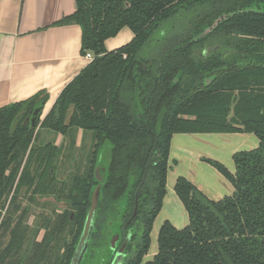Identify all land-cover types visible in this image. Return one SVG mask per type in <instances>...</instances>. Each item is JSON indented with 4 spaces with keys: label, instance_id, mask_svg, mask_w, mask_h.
<instances>
[{
    "label": "trees",
    "instance_id": "trees-1",
    "mask_svg": "<svg viewBox=\"0 0 264 264\" xmlns=\"http://www.w3.org/2000/svg\"><path fill=\"white\" fill-rule=\"evenodd\" d=\"M74 1L75 11L51 26L78 25L80 54L93 61L42 120L43 91L0 107V264H69L104 142L111 157L90 250L93 241L105 246L108 224L129 219L136 199L140 237L128 264H142L166 195L172 136L238 133L259 145L233 154L234 173L204 160L233 193L213 201L177 178L173 190L188 223L177 229L165 221L157 253L144 264H264V0ZM123 29L132 39L107 51L105 42ZM208 45L218 49L203 54ZM39 130L69 136L71 145L76 131L91 133L82 173L60 181L63 145H37ZM22 191L30 202L53 196L67 207L30 228Z\"/></svg>",
    "mask_w": 264,
    "mask_h": 264
},
{
    "label": "crops",
    "instance_id": "crops-1",
    "mask_svg": "<svg viewBox=\"0 0 264 264\" xmlns=\"http://www.w3.org/2000/svg\"><path fill=\"white\" fill-rule=\"evenodd\" d=\"M75 8L74 0H0V107L25 101L43 91L48 95L43 108L46 115L62 90L89 64L80 54V27L51 26ZM132 37L130 31L125 33L128 42ZM114 38L105 42L107 51L114 47L108 45ZM187 135L198 140L197 153L190 152L185 143L176 139ZM53 136L55 145H59L63 136ZM258 145L252 134H175L170 142L166 183L170 180L173 190L176 179L183 177L210 200H221L230 196L233 188L204 160L216 161L234 173L233 154L256 149ZM171 195L175 198L174 190ZM172 196L163 201L174 213L175 218H170L176 222L170 223L178 229L177 225H185L177 221L178 215L181 219L184 215L177 204L179 199L176 196L175 201Z\"/></svg>",
    "mask_w": 264,
    "mask_h": 264
},
{
    "label": "rangeland",
    "instance_id": "rangeland-1",
    "mask_svg": "<svg viewBox=\"0 0 264 264\" xmlns=\"http://www.w3.org/2000/svg\"><path fill=\"white\" fill-rule=\"evenodd\" d=\"M127 31L129 30L126 29L124 30V32H120L116 36V38H114L110 42V44H108L109 46H114L110 49L111 51L114 50V48L117 49L126 44L127 40L125 39V33H127ZM43 117H44V112L42 111L40 120H42ZM45 134L47 136H45ZM75 134L76 135H74L73 145H71L72 141L69 136L63 137V139L58 142V144L60 143L63 145L62 154L59 156L58 172H57V178L60 181L61 180L68 181V179L72 177L73 174L81 173L82 171L81 168L83 167V163H85V158L90 150V145L92 142V139H91L92 134L91 133L85 134L83 132L80 133L77 131L75 132ZM53 135L54 134H51V135L48 134L45 130H39L36 144L41 145V144L48 143V142H56L55 138H54V141L52 139V137H54ZM180 137H176V139L179 138V140H181L182 143H185L186 147L189 150H191L190 152L197 153V144L195 142L198 140H195V138H193L194 137L193 135L180 136ZM105 146L107 148V153H108L110 146L108 144H106ZM243 150L245 149H242L241 151ZM103 158L106 162L108 160V154H106ZM169 184H170V180L166 183V191L167 189L168 191L166 192V195H165L166 198H164L166 199L164 200L165 202L167 201L169 196H172L171 194L173 193V190L170 188ZM29 195L30 194L25 195L24 191H22L20 193L19 200H20L22 207L29 206L30 210H29L26 221L30 228L34 227V225L40 219L39 217H42V216L54 217L55 213H60L67 207V204L64 201H58L53 196H42V197L36 196L35 201L30 202L28 200ZM174 199H177L176 196ZM164 201H163V204H164ZM175 201H178V199ZM179 203L180 202H177L179 208L181 209L182 215H184V217L182 218L183 219L182 220L181 216L178 215L177 221L182 222V224H185V225L181 228L179 225L177 226H178V229H182L187 225L188 217H187L186 212H184V209L181 208L182 207L181 203L180 204ZM167 207H168V204H166V206L164 204V208L160 211V213L158 214V216L156 217L153 223V228L150 234V239H151L150 248H149L148 254L143 258L142 264H144L147 261H150L153 258V256L157 253V235H158L160 226L165 221H168V222L171 221V223L173 224L176 222L170 218V217L175 218L173 216L174 213L171 214L170 213L171 208L167 209ZM91 264H96V260L92 259Z\"/></svg>",
    "mask_w": 264,
    "mask_h": 264
},
{
    "label": "water",
    "instance_id": "water-1",
    "mask_svg": "<svg viewBox=\"0 0 264 264\" xmlns=\"http://www.w3.org/2000/svg\"><path fill=\"white\" fill-rule=\"evenodd\" d=\"M138 104V102L136 101ZM39 115V110H35L30 124L32 127L35 126L36 120ZM139 115V114H138ZM106 144H108L109 151L107 153ZM111 145L108 142H104L97 154L96 163L93 169V179L95 185L91 190L90 205L86 212V216L82 225L80 235L78 237L77 243L74 247L69 264H91L92 258L90 257V245L92 241V236L95 233V223L98 214L99 201L101 196V189L105 184L106 175L108 167L110 164L111 157ZM108 154V160L105 162L104 156ZM126 205V199L120 203V216ZM137 210V203L135 204V213ZM134 213V214H135ZM108 229L110 230V235L107 238L105 246L101 250H97L96 264H104L108 255L114 251L117 247L118 242L121 239L120 222H114L108 224ZM123 248L121 249L122 252ZM118 257L122 256L121 253L117 254ZM121 258V257H120Z\"/></svg>",
    "mask_w": 264,
    "mask_h": 264
},
{
    "label": "flooded vegetation",
    "instance_id": "flooded-vegetation-1",
    "mask_svg": "<svg viewBox=\"0 0 264 264\" xmlns=\"http://www.w3.org/2000/svg\"><path fill=\"white\" fill-rule=\"evenodd\" d=\"M218 49L217 45H208L203 49V54H213L214 51ZM55 145V142H53ZM62 144L57 145L58 147ZM56 146V145H55ZM85 164L83 163V167L81 168L82 171L84 170ZM81 171V173H82ZM137 203L138 207V200L135 199L134 203V211L133 214L129 217V219L125 220L122 224L120 223V230H121V239L115 247L114 251L111 255L107 256L104 264H128L131 258L133 257V253L135 251V247L138 243L140 232L137 231L136 227L133 225L135 223L136 213H135V204ZM137 212V210H136ZM135 213V214H134ZM99 243V242H98ZM98 243L93 241L91 250H90V257L96 260L97 250H101L102 248H98ZM123 248L122 252L121 249ZM118 253H121L122 256L118 257ZM97 262V260H96Z\"/></svg>",
    "mask_w": 264,
    "mask_h": 264
},
{
    "label": "built area",
    "instance_id": "built-area-1",
    "mask_svg": "<svg viewBox=\"0 0 264 264\" xmlns=\"http://www.w3.org/2000/svg\"><path fill=\"white\" fill-rule=\"evenodd\" d=\"M84 57L89 63L93 61V56L90 53H86Z\"/></svg>",
    "mask_w": 264,
    "mask_h": 264
}]
</instances>
